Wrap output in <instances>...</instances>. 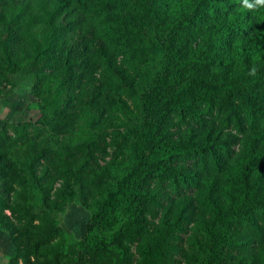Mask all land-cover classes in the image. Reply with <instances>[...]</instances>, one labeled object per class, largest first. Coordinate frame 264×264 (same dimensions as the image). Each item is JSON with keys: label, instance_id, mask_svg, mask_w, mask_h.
I'll use <instances>...</instances> for the list:
<instances>
[{"label": "rangeland", "instance_id": "374dc122", "mask_svg": "<svg viewBox=\"0 0 264 264\" xmlns=\"http://www.w3.org/2000/svg\"><path fill=\"white\" fill-rule=\"evenodd\" d=\"M21 1L0 0L5 13L19 15L13 30L0 28V264H149L157 243L148 233L163 219L178 225L158 264H206L215 233L221 238L217 264H264V210L246 208L218 226L217 213L224 210L207 199L211 194L221 200L228 189L239 194L231 177L237 146L221 149L213 143L223 130L216 112L238 108L242 121L264 139L260 82L247 89L255 109L226 92L201 93L183 109H167L158 135L175 152L161 159L162 170L139 181L140 224L88 229L129 164L143 73L146 67L164 71L157 35L170 30L175 10L190 1L156 0L162 28L139 16L143 56L130 49L121 21L98 22L72 3L60 16V33L38 40L45 52L35 61L19 49L29 43L19 30L25 24L24 13L15 9ZM209 4L184 29V57L172 67L162 95L189 84L202 50L207 52L202 67L208 70L228 56L229 67L240 64L234 52L242 42L252 48L247 56L254 49L264 53L263 25L252 8L242 13L244 0ZM119 7L124 20L140 15L134 1ZM5 56L13 62L7 69Z\"/></svg>", "mask_w": 264, "mask_h": 264}, {"label": "trees", "instance_id": "16d2710c", "mask_svg": "<svg viewBox=\"0 0 264 264\" xmlns=\"http://www.w3.org/2000/svg\"><path fill=\"white\" fill-rule=\"evenodd\" d=\"M133 1L136 3L140 15L130 16L124 20L125 14L119 6ZM189 1L187 8L181 6L180 9L175 10L170 30L164 35H157L166 56L164 71L155 73L146 67L147 69L143 73L140 87L141 112L132 128V137L129 143V164L124 169L116 188L108 193L99 211L90 219L89 231L98 226L104 229L112 228L119 223L123 226L129 221L135 225L140 224L136 208L139 181L148 173L162 170L159 163L161 159L175 152L174 148L165 145V141L161 140L158 135L160 121L167 109L176 107L183 109L189 105L190 100L201 93L218 95L224 94V92L241 99L244 106L254 108L247 89L253 88L258 82L264 85V53L254 49L253 56H247L252 49L249 48L248 41L242 42L234 52L240 55V64L237 66L229 67L231 56H228L212 70L203 69L202 61L207 57V52L202 50L198 55L202 59L192 66L189 84L175 94L162 95L160 93L171 81L172 67L184 57L180 44L184 29L188 24L194 22L201 9L207 8L212 0ZM214 1L216 4L227 5L229 0ZM72 3L84 6L86 17H95L98 22L101 20L121 21L124 25L122 31L130 49L142 56L141 38L144 31L143 25L136 24L139 16L145 23L153 24L155 28L164 26L156 0H22L15 9L24 13L21 21H24L25 24L19 30H24L25 38L29 40V43L19 49L25 59L35 61L42 52H45V50L41 51L42 48L38 40L45 38L50 40L52 36L60 33L63 23L60 16L65 7ZM247 9L249 8H241L242 13H246ZM252 11L256 13L258 21L264 28V6H254ZM10 17L13 19H9ZM18 18L19 15L13 16L12 12L7 14L0 8V28L4 31L13 30L11 24H15ZM221 30L225 32L224 28ZM29 46H31V50ZM45 49L47 50L48 46ZM5 54L7 55V53ZM3 61L6 69L13 63L10 62L11 59L8 56H5ZM253 68L256 69L254 75L250 74ZM237 109L234 110L235 112L231 109L224 113L216 112L217 118L222 121L223 130L213 143L221 149L237 146L231 166V177L235 188L239 190L238 195H233V190L230 189L222 190L223 198L221 200H218L219 196H216V200L212 198L211 194L207 196L210 203H215L218 208L222 206L224 210L217 213L218 226H223L228 219L240 215L246 208L257 207L264 210V139H261L258 131L248 128L242 121V114ZM205 143H210L209 138L205 140ZM121 216L124 217V221L121 220ZM176 225H178V221L171 222L168 219H163L152 232L148 233L150 236H154V241L157 243L156 246L151 247L155 251L151 253L155 259L152 258L149 264H158L156 258L164 256V247L168 246L169 238ZM112 235L115 237V232ZM212 239L214 246L206 264H217L215 248L219 246L221 238L215 233ZM107 248L108 245L104 244L103 249Z\"/></svg>", "mask_w": 264, "mask_h": 264}, {"label": "clouds", "instance_id": "9594fccd", "mask_svg": "<svg viewBox=\"0 0 264 264\" xmlns=\"http://www.w3.org/2000/svg\"><path fill=\"white\" fill-rule=\"evenodd\" d=\"M244 3H245V5L249 8V9H251V8H253L255 5H253V4H250L249 3V0H244ZM255 4L256 5H262V6H264V0H255ZM255 72H256V69L255 68H253L252 70H251V72H250V74H255Z\"/></svg>", "mask_w": 264, "mask_h": 264}]
</instances>
